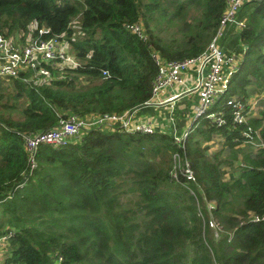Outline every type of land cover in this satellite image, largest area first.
Here are the masks:
<instances>
[{
    "label": "trees",
    "instance_id": "trees-1",
    "mask_svg": "<svg viewBox=\"0 0 264 264\" xmlns=\"http://www.w3.org/2000/svg\"><path fill=\"white\" fill-rule=\"evenodd\" d=\"M244 5L238 16L245 25L234 35L242 45L238 68L209 109L223 111L226 123L177 120L178 132H188L181 155L194 176L184 182L178 169L171 177L176 147L159 130L102 126L60 145L40 144L31 171L22 135L70 113L142 105L156 74L150 51L164 60L199 54L224 0H0V34L20 46L58 38L78 62L47 63V78L29 69L0 76V236L12 232L6 263L264 264V220L253 219L264 213V103L234 126L226 103H243L264 87V0ZM135 22L145 42L124 28ZM214 135L219 148L207 152ZM194 198L214 203L211 215L229 239L202 229Z\"/></svg>",
    "mask_w": 264,
    "mask_h": 264
},
{
    "label": "built area",
    "instance_id": "built-area-1",
    "mask_svg": "<svg viewBox=\"0 0 264 264\" xmlns=\"http://www.w3.org/2000/svg\"><path fill=\"white\" fill-rule=\"evenodd\" d=\"M252 0H224V9L219 17L217 26L213 35L203 51L192 58L181 60H164L154 51H150V57L156 66V74L151 82L149 98L140 106L132 107L123 112L103 113L95 115L77 116L67 114L66 117L58 119L56 124L44 131L33 134H23L22 141L28 155V170L34 167L33 153L40 144L60 145L67 140L77 137L82 131L102 126L114 128L119 127L127 133H151L159 130L171 136V142L175 145L176 150L171 154L172 171L171 177L176 178L175 169L184 178V182H194L192 170L189 168L187 160L181 154L184 152L185 139L187 137L186 127L178 132L176 125V116L174 114L173 102L177 96L183 93L195 94L196 102L189 106V111L195 116L205 114V118L210 123L222 126L226 123L227 118L223 111H211L218 95L227 88L228 79L236 70L237 54L225 51L222 47L225 35L229 29H240L243 27L242 21L237 18L238 11L247 2ZM124 28L136 35L142 42L146 41V34L143 26L139 22L124 25ZM42 31V30H41ZM40 30L38 33L41 32ZM45 31V30H44ZM50 63L54 66L74 67L78 64L75 57L66 55L63 50L62 41L58 38H49L47 40H28L26 44L20 46L13 39L7 38L0 34V76L17 77L19 72L25 69L31 70L32 76L36 78H47L49 70L45 65ZM106 75L105 71L101 72ZM35 80L34 83H38ZM169 91V94L161 97V92ZM264 102V87L254 95H250L245 102L227 100L230 106V122L239 124L245 122L248 117L254 116L261 103ZM168 106V129L164 130L160 123H155L152 119L139 115L138 112L144 108L159 109ZM187 118L189 114H187ZM186 118V119H187ZM192 120V119H191ZM170 127V129H169ZM247 132L243 134L246 135ZM191 195H194V189L184 184ZM197 199V198H196ZM195 199L196 214L201 219L202 229L210 230L213 238H218L220 234H226L229 239L230 233L225 232L211 215L210 209L212 201ZM202 209L206 213L203 216ZM254 220H264V213L261 216H254ZM12 232L7 231L0 236V264L6 263L7 238ZM227 239V240H228ZM60 257L55 261L59 264Z\"/></svg>",
    "mask_w": 264,
    "mask_h": 264
},
{
    "label": "rangeland",
    "instance_id": "rangeland-1",
    "mask_svg": "<svg viewBox=\"0 0 264 264\" xmlns=\"http://www.w3.org/2000/svg\"><path fill=\"white\" fill-rule=\"evenodd\" d=\"M254 1H261V0H254ZM245 9H247V6L246 5L242 6L240 8V11L238 12V15H239L240 12H243V10H245ZM237 18L242 21V24H243V27H244V25H245V23H244V16H242V18L239 17V16H237ZM75 22H76V20H73V23H75ZM242 28L236 29V28H232L231 27L229 29V31L227 32V35H225V37H224V42H223V45H222V47H223V49L225 51H226L225 44L231 45V49H230L229 52H234V53H236V50L238 48L242 47V45L240 43H238L236 40H234V39H236L235 36H234L236 34L235 32L240 31ZM199 54H197V55H199ZM193 57H195V56H193ZM190 58H192V57H190ZM240 58H241L240 57V54H237V57H236V60H237L236 70L238 68V64H239ZM184 59H186V58H184ZM236 70L234 72H236ZM230 77H229V79H230ZM229 79H228V83H229ZM5 84H6L5 82H2L1 83V87L4 88L5 87ZM227 86H228V84H227ZM5 91L6 90H4L3 92H5ZM257 93L258 92H254L251 95H254V94H257ZM186 94H188V93H186ZM195 102H196V95L192 93L187 98L182 99V101L180 103L174 105V114H172V115H175L176 116V123H177V120H181L180 124L183 125V123H182V121H184L183 111L185 112V114H190L189 105H191V104L193 105V104H195ZM260 107H262V104L259 106V108ZM167 109H168V106L166 105V106L160 107L159 109H153V108L145 109V110H142V112H143L144 116L152 119L155 123H160L163 126V129L164 130H167L168 129V117L171 115L168 112ZM262 110H264V108H262ZM205 117H206L205 114H203L201 116H195L194 114H192L191 119H192V121H195L198 118H200L202 120ZM169 129H170V127H169ZM196 136H198V135H196ZM219 142H221V139L219 138L218 135L212 136L211 140L208 143H206L207 146H208L207 147V152H210L212 150L218 149L219 148ZM195 199L196 198H194V200ZM210 204H212V206H213L214 203L213 202H210Z\"/></svg>",
    "mask_w": 264,
    "mask_h": 264
},
{
    "label": "crops",
    "instance_id": "crops-1",
    "mask_svg": "<svg viewBox=\"0 0 264 264\" xmlns=\"http://www.w3.org/2000/svg\"><path fill=\"white\" fill-rule=\"evenodd\" d=\"M169 94V91H163L161 92V97L163 96H166ZM191 94H186V93H183V94H180L179 96H177V98H175L174 102H173V105L175 104H178L182 101V99L184 98H187L188 96H190ZM194 103V102H193ZM190 106V105H189ZM183 117H184V120L187 118V114H185V112L183 111ZM182 119V118H181ZM191 119V118H190ZM183 120V119H182ZM188 121V120H187Z\"/></svg>",
    "mask_w": 264,
    "mask_h": 264
}]
</instances>
